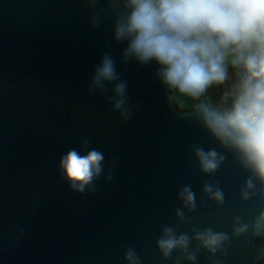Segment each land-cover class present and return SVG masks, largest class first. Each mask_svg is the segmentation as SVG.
Instances as JSON below:
<instances>
[{"label":"water","instance_id":"obj_1","mask_svg":"<svg viewBox=\"0 0 264 264\" xmlns=\"http://www.w3.org/2000/svg\"><path fill=\"white\" fill-rule=\"evenodd\" d=\"M89 14L84 0H0V264H124L127 247L143 264H173L175 254L163 261L155 241L162 225L175 222L176 193L185 184L198 206L182 231L230 233L234 216L248 222L262 207L240 201L246 174L231 157L212 178L225 192L224 206H199L210 178L190 164V146L216 145L169 103L155 65L118 64L138 104L127 122H118L104 95L89 94L103 52L111 48L118 62L123 47L112 42L111 20L93 29ZM82 137L105 154L106 172L116 163L110 181L101 178L94 193L79 195L68 190L58 161ZM261 243L233 240L221 264H259ZM197 264H211L206 251Z\"/></svg>","mask_w":264,"mask_h":264},{"label":"clouds","instance_id":"obj_2","mask_svg":"<svg viewBox=\"0 0 264 264\" xmlns=\"http://www.w3.org/2000/svg\"><path fill=\"white\" fill-rule=\"evenodd\" d=\"M84 2L90 27L100 29L111 20L112 42L123 46L118 62L111 48L103 52L89 78V94L104 95L118 122H127L138 104L130 102L118 64L155 65L154 79L167 90L169 103L216 145L190 146V164L210 178L201 186L199 206H224L225 192L212 178L229 157L246 174L240 201L262 205L248 222L234 216L230 233L211 226L182 231L198 206L192 186L182 185L175 222L162 225L155 241L161 259L175 254L173 264H197L204 250L211 264H221L231 242L248 236L262 241L256 256L264 264V0H105L103 7L101 0ZM90 145L82 137L58 161L68 190L79 195L94 193L101 178L110 181L116 163L113 158L106 172L105 154ZM123 260L143 264L134 247L124 250Z\"/></svg>","mask_w":264,"mask_h":264}]
</instances>
